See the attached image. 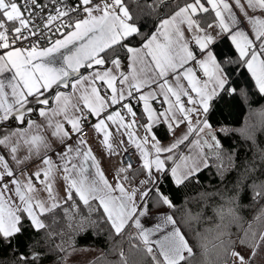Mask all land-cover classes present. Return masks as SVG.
Returning <instances> with one entry per match:
<instances>
[{
	"label": "snow or ice",
	"instance_id": "6c2138e0",
	"mask_svg": "<svg viewBox=\"0 0 264 264\" xmlns=\"http://www.w3.org/2000/svg\"><path fill=\"white\" fill-rule=\"evenodd\" d=\"M171 5L143 31L142 20ZM136 8L140 0H0V77L12 74L0 78V244L43 231L48 240L61 238L56 247L67 256L77 251L76 236L106 228L110 238L127 236L151 264H191L194 248L184 229L204 213L189 211L178 221L160 180L183 190L214 167L222 181L229 170L237 173L227 196L210 194L221 200L212 208L220 264H256L264 252V149L240 170L208 116L221 92H236L229 65L246 67L264 94V0H144L143 15ZM219 36L234 46L235 59H218ZM133 101L143 102L142 124ZM151 101L167 107L159 111ZM256 116L264 128V109ZM157 123L175 137L167 146L153 133ZM239 131L255 145L254 135ZM93 132L109 157L120 156L111 180L88 145ZM137 152L135 164L125 159ZM244 193L249 205L240 203ZM152 197L170 211L146 228L141 217ZM244 208L252 209L251 221L240 214ZM61 221L67 240L63 229L50 230ZM193 238L207 251L201 234ZM40 257L20 253L13 264H39ZM104 262L102 253L91 264ZM116 264H129L123 250Z\"/></svg>",
	"mask_w": 264,
	"mask_h": 264
},
{
	"label": "trees",
	"instance_id": "16d2710c",
	"mask_svg": "<svg viewBox=\"0 0 264 264\" xmlns=\"http://www.w3.org/2000/svg\"><path fill=\"white\" fill-rule=\"evenodd\" d=\"M143 4L144 0H140V8L135 9L139 15H143L141 12ZM174 6L171 5L169 8H166L164 13H160L157 8L151 17L142 20L141 22L145 24L143 31L147 32L152 27L153 21L158 15L167 14ZM144 11L146 12L147 9ZM209 19H211L210 16ZM213 50L218 54V59H223L225 56H231L235 59L234 46L231 45V42L226 37L219 39L213 46ZM228 67L230 69L229 87L235 88L236 92L234 94L221 92L220 97L214 101V106L210 110L208 119L209 123L215 129V134L221 143L224 154H232L236 164L242 170L247 161L255 158L258 162L259 150L264 149V128L260 126L258 117L256 116L257 112L264 109V94L259 92L246 67H238L235 64L229 65ZM133 107L137 114L141 113L139 105L133 104ZM240 129H246L245 135H254L255 145H253L252 140L245 139L241 135ZM153 131L161 140H166L170 137L167 127L163 123L154 126ZM236 175V171L229 170L225 175V179L222 181L217 175L216 169L214 167L209 168L199 175L198 182L189 185L188 188L183 190H178L169 180L163 177L161 178V190L168 194L177 205L175 218L178 221H187V213L189 211L192 215L200 212L204 213L203 219L198 225L196 222H192L190 228L184 229L194 248V256L191 264H220L222 251L214 247L217 238L216 223L218 221L214 217L212 218V208L221 203V200L219 196L210 194L220 192L227 196L229 193L226 189H232ZM240 203L242 205H249L251 203L250 195L247 193L242 194ZM169 211L166 207L157 206L154 197L150 199V213ZM240 214L246 221H251L253 211L251 208H244ZM46 220L51 224V218H46ZM225 223H229V221L226 220ZM258 227H260L259 224H253V230H257ZM62 229L64 231L66 229L62 221L51 225L50 228L52 232H59ZM232 231H236L235 227L232 228ZM197 232L203 236V242L207 245V251L200 247L197 240L193 238L194 233ZM68 235L70 233L64 236L65 240L68 239ZM60 241L61 238L59 236L48 240L45 232L41 231L40 233H36L29 229L18 240H14L11 247L0 244V262H3V264H13L14 261H18L20 253L27 255L31 251H39L41 253L39 264L54 263L62 257L69 256L71 253L64 256V253L59 251L56 245ZM132 243H135V241ZM75 247L76 249L94 247L97 252L91 259L79 264H91L102 253L105 256L104 264H116L118 253L121 250L128 257L129 264H151V261L144 256L142 251L130 247L127 236L110 238L106 228L100 235H94L89 230L82 235L76 236ZM14 250L16 251L15 255L13 254Z\"/></svg>",
	"mask_w": 264,
	"mask_h": 264
},
{
	"label": "crops",
	"instance_id": "0c3cea01",
	"mask_svg": "<svg viewBox=\"0 0 264 264\" xmlns=\"http://www.w3.org/2000/svg\"><path fill=\"white\" fill-rule=\"evenodd\" d=\"M222 37H225V36H219L217 38V41L219 39H221ZM69 47L71 48L72 46H69ZM62 51L63 52H67V49H62ZM57 60H58L57 66H60L59 54H57ZM127 64H128V61L126 59L122 60V66H123V69L122 70H127ZM11 75H12L11 73H5L4 76L3 77H0V78H3V79H5L7 81V79H9L11 77ZM250 75H251V73H250ZM254 82H255V80H254ZM255 84H256V82H255ZM256 87H257V85H256ZM257 89H258V87H257ZM55 91H56V89L50 90V92H49L50 99L52 97H54ZM161 99H162V97H161ZM151 103H152V106L155 109L159 110V111H162L164 107H167V105H163L162 106L161 103H158L156 101H151ZM139 108H140V112L141 113L137 114V118L140 120V123L142 124L146 120V114L142 116V113H143V102L142 101L139 102ZM134 111L136 112L135 109H134ZM32 118L33 119H40L38 117V114H36V113H33L32 114ZM157 124H159V123H157ZM157 124H155L154 126H156ZM154 126H153V128H154ZM166 127H167V125H166ZM4 130H6V129H4ZM153 133H154V131H153ZM144 134L145 133H144L143 129L140 128L139 129V135L140 136H143ZM86 138L88 140V145L92 148L93 153L97 156V159L100 161L101 168L103 169L105 175L111 180L112 176L114 175L115 166L120 161V156H111V157H109L108 154H107V152L101 147L100 142L97 139V136H96V134L94 132L91 133L90 135H88ZM116 139H117V142H119V137H117ZM125 139H127V137H125ZM157 139L161 142V145L167 146V145H169L175 139V137H173L172 135H170V137L168 139H166V140H161L158 137H157ZM74 140H75V137H73V141ZM73 141H69V143H72ZM138 155H139V153H138ZM89 173L94 176L95 169L90 168L89 169ZM166 213H168V212H157V213H150L149 212L146 217H141V223L146 228H152L157 223H162V217ZM65 233L66 234H69V232H68L67 229H65ZM65 258L66 257H64L63 259L60 258V264H79L80 263L79 261L77 262L75 260H72V261H70L68 263H65ZM256 264H264V255H261V254H258L257 255V257H256Z\"/></svg>",
	"mask_w": 264,
	"mask_h": 264
},
{
	"label": "rangeland",
	"instance_id": "374dc122",
	"mask_svg": "<svg viewBox=\"0 0 264 264\" xmlns=\"http://www.w3.org/2000/svg\"><path fill=\"white\" fill-rule=\"evenodd\" d=\"M260 227H258V229ZM96 254H97V252H96L94 247H82V248L77 249V251H75V252H71L70 255L65 258V263H68L72 260H75L77 262L79 261L80 263L85 262L86 260L94 257ZM259 254L264 255V252H261ZM51 264H60V259H58L57 261H55L54 263H51Z\"/></svg>",
	"mask_w": 264,
	"mask_h": 264
},
{
	"label": "built area",
	"instance_id": "2783aa9c",
	"mask_svg": "<svg viewBox=\"0 0 264 264\" xmlns=\"http://www.w3.org/2000/svg\"><path fill=\"white\" fill-rule=\"evenodd\" d=\"M44 3H47V0H43ZM134 105H139V103H137L136 101H133L132 102ZM87 131V129H86ZM134 147V145H129V148H128V151L131 152L132 151V148ZM138 153L135 157H125L126 160H131L132 163H136V159L138 158Z\"/></svg>",
	"mask_w": 264,
	"mask_h": 264
}]
</instances>
